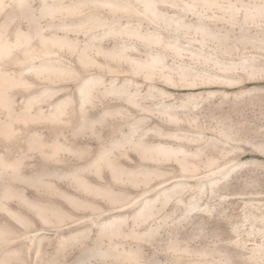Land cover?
I'll use <instances>...</instances> for the list:
<instances>
[{
    "label": "rangeland",
    "instance_id": "rangeland-1",
    "mask_svg": "<svg viewBox=\"0 0 264 264\" xmlns=\"http://www.w3.org/2000/svg\"><path fill=\"white\" fill-rule=\"evenodd\" d=\"M7 208L15 263L264 264V0H0Z\"/></svg>",
    "mask_w": 264,
    "mask_h": 264
},
{
    "label": "bare ground",
    "instance_id": "bare-ground-1",
    "mask_svg": "<svg viewBox=\"0 0 264 264\" xmlns=\"http://www.w3.org/2000/svg\"><path fill=\"white\" fill-rule=\"evenodd\" d=\"M55 12V11H54ZM56 13V12H55ZM33 68H37L36 70L39 71V67H37L36 65H32ZM39 69V70H38ZM45 70V68H44ZM56 70V69H55ZM65 70V69H64ZM42 71V70H41ZM92 79V78H91ZM7 81V80H6ZM92 80H89L88 82L90 83ZM89 83H87V86L89 85ZM86 84V83H85ZM94 87V85H93ZM92 88V87H90ZM63 105V104H62ZM65 105V104H64ZM58 106V104H57ZM61 106V105H60ZM33 134V133H32ZM169 150V149H168ZM10 161V160H9ZM8 186V185H7ZM19 195V194H18ZM17 196V195H16ZM21 197V196H20ZM27 201V200H26ZM147 202V201H146ZM35 203V202H33ZM146 205H148L146 203ZM31 206V205H30ZM36 210L38 211V217L41 218L42 220L45 219V213H44V209L42 204H36L35 205ZM45 207V206H44ZM8 209V208H7ZM10 209V208H9ZM8 209V214H10L11 216H13L14 218H17L18 222L20 223L22 229L24 232H15L11 229H9L6 225L1 226L0 225V264H26L25 262H23V258L22 261L23 263H15L13 260V256L15 254H17L20 250V247L22 248V246H28V252L32 250L33 252V248L35 250L36 249V253L37 256H39L41 254V245H42V241L45 239V235L40 232L41 230H36L35 232H31V221L29 218L19 215L17 212H13L12 210ZM145 212V211H144ZM146 213V212H145ZM150 214V213H149ZM48 217V216H47ZM47 219V218H46ZM9 224V223H8ZM31 229V230H30ZM30 232L32 234H30ZM47 235V234H46ZM29 242V243H27ZM25 249V248H24ZM23 250V249H21ZM33 255V254H32ZM17 257V256H16ZM32 257V256H31ZM36 258V257H35ZM20 259V256H19ZM43 259V258H42ZM18 261V260H17ZM37 261V260H36ZM53 261V260H52ZM51 261V263H52ZM38 263V262H37ZM45 263V262H44ZM42 262L38 263V264H44ZM54 263V262H53ZM48 264V263H47ZM50 264V263H49Z\"/></svg>",
    "mask_w": 264,
    "mask_h": 264
}]
</instances>
